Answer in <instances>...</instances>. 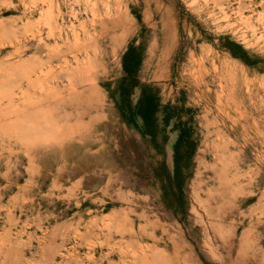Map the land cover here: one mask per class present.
Instances as JSON below:
<instances>
[{"label": "rangeland", "instance_id": "1", "mask_svg": "<svg viewBox=\"0 0 264 264\" xmlns=\"http://www.w3.org/2000/svg\"><path fill=\"white\" fill-rule=\"evenodd\" d=\"M0 264H264V0H0Z\"/></svg>", "mask_w": 264, "mask_h": 264}, {"label": "bare ground", "instance_id": "2", "mask_svg": "<svg viewBox=\"0 0 264 264\" xmlns=\"http://www.w3.org/2000/svg\"><path fill=\"white\" fill-rule=\"evenodd\" d=\"M51 1V0H50ZM74 4V3H73ZM134 13V12H133ZM64 15V14H63ZM130 16V15H129ZM66 22V21H65ZM119 22V21H118ZM66 25V24H65ZM164 26V25H163ZM40 27V26H39ZM49 27H50V25H49ZM51 28V27H50ZM166 29H167V31H170V25H168V26H166L165 27ZM50 31V30H49ZM51 32V31H50ZM75 33V32H74ZM86 33V32H85ZM168 33V32H167ZM41 34H42V32H41ZM51 34V33H50ZM61 34V33H60ZM66 34V33H65ZM77 34V33H76ZM52 35V34H51ZM71 35V34H70ZM170 36H171V33H169V34H167V36H165L167 39L168 38H170ZM46 37V36H45ZM49 37V36H48ZM40 38V37H39ZM57 38V37H56ZM75 38V37H74ZM38 39V38H37ZM41 39V38H40ZM48 39V38H47ZM62 39V38H61ZM60 39V40H61ZM46 40V39H45ZM57 42V41H56ZM55 43V42H54ZM73 43V42H72ZM48 44V43H47ZM61 44V43H60ZM64 44V43H63ZM78 45V44H77ZM79 45H80V43H79ZM40 46H41V44H40ZM72 46V45H71ZM81 47H83V46H81ZM80 47V48H81ZM49 48V47H48ZM85 48V47H84ZM92 48V47H91ZM54 48L52 47V50H53ZM47 50V49H46ZM84 50V49H83ZM97 50V49H96ZM25 51V50H24ZM49 52V51H48ZM53 52V51H52ZM71 52V51H70ZM73 53V52H72ZM82 53V52H81ZM80 53V54H81ZM53 54V53H52ZM70 54V53H69ZM83 54V53H82ZM50 56V55H49ZM55 56H57V55H55ZM86 56V55H85ZM91 56V55H90ZM93 56V55H92ZM71 57V56H70ZM88 57V56H87ZM52 58H54L53 56H52ZM89 58V57H88ZM169 58V57H168ZM37 59V58H36ZM35 59V60H36ZM48 59V58H47ZM60 59V58H59ZM64 59V58H63ZM39 60V59H38ZM42 60V59H41ZM61 60V59H60ZM87 60V59H86ZM85 60V61H86ZM36 62V61H35ZM58 62V61H57ZM38 63H40V62H38ZM64 63H66V66H67V64H68V62L65 60L64 61ZM93 63H94V61H92L91 59H89L88 60V66H86L87 68H85L84 66H81L80 64H79V58H78V60H76L75 61V66H73V67H63V66H60V67H58V69H53L52 70V76L53 75H56V77L55 78H57L58 77V79H57V87H55L54 86V84H52V87H53V91L51 92V94L49 95V94H47V95H44L43 97H42V100H49V103H54V102H56V105H64V103L66 102V97H64L63 95H62V93H63V91H69V86H71L72 87V89H71V92H70V95H71V93H73V94H75L76 93V98H77V104L78 105H80V106H82V107H84V111L81 113H79L78 115H76L75 116V118L77 117H80V118H82V117H87V118H90V121L89 122H91V124L93 123H95V121L97 120V116L95 117V119H94V116H91L90 115V113L94 110V111H96L97 109H98V106H96V104L94 105L93 104V102H89L90 101V99L91 100H93L94 99V97H93V94H96L97 93V90H95L94 89V86H92V88L90 87V88H81V87H84V86H89V83H90V78H86L87 76H88V74H86V73H84V69L85 70H87L88 72H91V70H92V68H93ZM42 64V63H41ZM83 65H85V64H83ZM38 70V69H37ZM51 71V70H50ZM48 73V72H47ZM73 73H76V74H78L77 75V77H78V82L76 83V84H72V81L71 80H67L68 79V77L70 76V75H72ZM48 74H50V73H48ZM41 75L43 76V75H46L45 73H41ZM93 75H94V78H95V74L93 73ZM92 75V76H93ZM50 77V76H49ZM72 77V76H71ZM40 78H41V76L40 75H36V77H34L33 79H28L30 82H33V84L36 82V81H38V82H40L39 80H40ZM93 78V77H92ZM82 79V80H81ZM54 80V79H53ZM67 81H69V82H67ZM55 82V81H54ZM56 85V84H55ZM91 85V84H90ZM95 85V84H94ZM79 88H81V89H79ZM88 91H90V92H88ZM221 94V93H220ZM69 95V96H70ZM98 95H99V93H98ZM98 95H97V97H98ZM68 96V97H69ZM74 98H75V95H74V97H69L68 98V100H70V101H74ZM90 98V99H89ZM223 103V102H222ZM223 106V105H222ZM221 106V107H222ZM216 107V106H215ZM219 107V106H218ZM217 107V108H218ZM219 109V108H218ZM76 111V110H75ZM71 113V112H70ZM219 113V112H218ZM68 114V113H67ZM238 114V113H237ZM69 115V114H68ZM86 115H89L90 117H88V116H86ZM244 116V115H243ZM239 117H240V115H239ZM236 118V117H235ZM225 119V118H224ZM211 120V119H210ZM223 120V119H222ZM228 123V122H227ZM83 124V123H82ZM229 124V123H228ZM229 126V125H228ZM255 126V125H254ZM74 132H78L77 131V125L75 124V125H72L71 127H70ZM246 128V127H245ZM85 129V128H84ZM244 130H246V129H244ZM254 130V129H253ZM80 133V132H79ZM240 134H241V132H240ZM248 134V133H247ZM229 135V134H228ZM241 135H243V134H241ZM219 136V135H218ZM244 136V135H243ZM230 137V136H229ZM218 138V137H217ZM236 140V139H235ZM241 142V141H240ZM209 143V142H208ZM253 143H254V141H253ZM257 143V142H256ZM262 143V142H261ZM207 144V143H206ZM230 147V146H229ZM246 150V149H245ZM208 158V157H207ZM218 158V157H217ZM220 159V158H219ZM219 161V160H218ZM246 162V161H245ZM244 162V163H245ZM238 163H240L239 161H238ZM205 164V163H204ZM211 166V165H210ZM205 173V172H204ZM211 174V173H210ZM239 174V173H238ZM212 175V174H211ZM228 177V176H227ZM197 179H199V178H197ZM228 179V178H227ZM202 181V180H201ZM240 181V180H239ZM197 183V182H196ZM255 185V184H254ZM197 187V186H196ZM206 187V186H205ZM242 189V188H241ZM202 190V189H201ZM207 190V189H206ZM209 190V189H208ZM197 192V191H196ZM231 192V191H230ZM210 193V192H209ZM210 197V196H209ZM206 198V197H205ZM214 198V197H213ZM209 202V201H208ZM203 203V202H202ZM198 204V203H197ZM201 208V207H200ZM141 209V208H140ZM203 209V208H202ZM208 212V211H207ZM137 213V212H136ZM147 213V212H146ZM149 214V213H148ZM157 215V214H156ZM140 216H144L143 214H141ZM134 217V216H133ZM157 218V217H156ZM162 217H160V219H161ZM164 218V217H163ZM165 219V218H164ZM159 220V219H158ZM149 224L151 225V226H156V222L155 221H150L149 222ZM141 226V225H140ZM150 226V227H151ZM160 226V225H159ZM155 228V227H154ZM157 229H158V227H157ZM166 229H167V227H166ZM133 232V231H132ZM157 232V231H156ZM159 233V232H158ZM152 234V233H151ZM146 235V234H145ZM154 235V234H153ZM158 236V235H157ZM166 236V235H165ZM210 237V236H209ZM138 240V239H137ZM144 240V239H143ZM154 242V241H153ZM137 243V242H136ZM144 248V247H143ZM142 251V250H141Z\"/></svg>", "mask_w": 264, "mask_h": 264}, {"label": "trees", "instance_id": "3", "mask_svg": "<svg viewBox=\"0 0 264 264\" xmlns=\"http://www.w3.org/2000/svg\"><path fill=\"white\" fill-rule=\"evenodd\" d=\"M225 47L230 51L231 55L234 58L241 59L246 64H250V62L245 57L246 50H244L239 44L235 43L234 41L227 40ZM126 69L128 72H130V69L128 68V66ZM153 109H154V105H153L152 99H150L148 103V108H147L148 113L150 114V112H152ZM181 140H182V132L179 134L176 140V145L181 143Z\"/></svg>", "mask_w": 264, "mask_h": 264}]
</instances>
